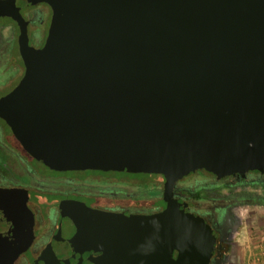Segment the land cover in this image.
<instances>
[{"label": "water", "instance_id": "1", "mask_svg": "<svg viewBox=\"0 0 264 264\" xmlns=\"http://www.w3.org/2000/svg\"><path fill=\"white\" fill-rule=\"evenodd\" d=\"M38 2L51 15L36 48L20 8ZM10 23L24 70L0 118L22 148L54 170L146 173L166 201L137 214L62 200L31 264H209L213 231L171 193L197 168L264 169V0H0ZM32 225L24 200L0 204V264Z\"/></svg>", "mask_w": 264, "mask_h": 264}, {"label": "flooded vegetation", "instance_id": "2", "mask_svg": "<svg viewBox=\"0 0 264 264\" xmlns=\"http://www.w3.org/2000/svg\"><path fill=\"white\" fill-rule=\"evenodd\" d=\"M20 13L27 21L28 44L41 47L50 21L49 5L38 2L20 8ZM18 36L17 24H0V66L7 60L17 62L19 80L24 66ZM116 172L122 171L51 169L29 155L0 118V192L9 190L0 195V204L24 200L33 216L32 242L14 264H31L49 240L60 218L62 200L137 214L158 212L166 206L163 182L146 173L122 172L132 174L124 178L115 176ZM171 194L180 207L200 216L213 231L215 241L209 264H229L235 248L233 238L241 224V209H264V169L218 176L197 168L178 178Z\"/></svg>", "mask_w": 264, "mask_h": 264}, {"label": "rangeland", "instance_id": "3", "mask_svg": "<svg viewBox=\"0 0 264 264\" xmlns=\"http://www.w3.org/2000/svg\"><path fill=\"white\" fill-rule=\"evenodd\" d=\"M1 32L6 33L5 30ZM19 74L17 62L7 60L0 66V96L16 84ZM131 175L115 173V176L124 178L132 177ZM142 186L144 185L140 187ZM247 209L243 207L239 215L241 224L233 238L235 248L229 264H264V209Z\"/></svg>", "mask_w": 264, "mask_h": 264}]
</instances>
